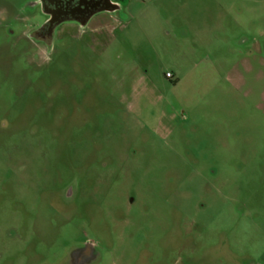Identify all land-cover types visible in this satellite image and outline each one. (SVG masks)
<instances>
[{"label": "rangeland", "instance_id": "obj_1", "mask_svg": "<svg viewBox=\"0 0 264 264\" xmlns=\"http://www.w3.org/2000/svg\"><path fill=\"white\" fill-rule=\"evenodd\" d=\"M110 1L0 0V264H264V0Z\"/></svg>", "mask_w": 264, "mask_h": 264}, {"label": "flooded vegetation", "instance_id": "obj_2", "mask_svg": "<svg viewBox=\"0 0 264 264\" xmlns=\"http://www.w3.org/2000/svg\"><path fill=\"white\" fill-rule=\"evenodd\" d=\"M110 0H39V8L48 16L47 28L65 21L83 24L96 13L111 9Z\"/></svg>", "mask_w": 264, "mask_h": 264}, {"label": "crops", "instance_id": "obj_3", "mask_svg": "<svg viewBox=\"0 0 264 264\" xmlns=\"http://www.w3.org/2000/svg\"><path fill=\"white\" fill-rule=\"evenodd\" d=\"M171 74L173 75V77H174L175 80L174 81L173 80H170V81H172L173 83H176L177 84V82L179 81V75L178 74H174V73H171Z\"/></svg>", "mask_w": 264, "mask_h": 264}, {"label": "built area", "instance_id": "obj_4", "mask_svg": "<svg viewBox=\"0 0 264 264\" xmlns=\"http://www.w3.org/2000/svg\"><path fill=\"white\" fill-rule=\"evenodd\" d=\"M165 78H166V79H170V80H172V79H173V75H172L171 73L167 72V73L165 74Z\"/></svg>", "mask_w": 264, "mask_h": 264}, {"label": "water", "instance_id": "obj_5", "mask_svg": "<svg viewBox=\"0 0 264 264\" xmlns=\"http://www.w3.org/2000/svg\"><path fill=\"white\" fill-rule=\"evenodd\" d=\"M113 8V5L111 4V9Z\"/></svg>", "mask_w": 264, "mask_h": 264}]
</instances>
